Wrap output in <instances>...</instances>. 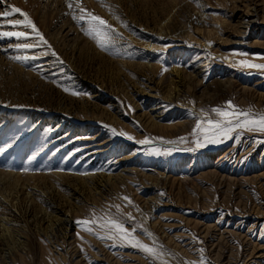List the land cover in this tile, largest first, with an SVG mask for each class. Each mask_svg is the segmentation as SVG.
<instances>
[{
	"label": "rangeland",
	"instance_id": "374dc122",
	"mask_svg": "<svg viewBox=\"0 0 264 264\" xmlns=\"http://www.w3.org/2000/svg\"><path fill=\"white\" fill-rule=\"evenodd\" d=\"M65 1L77 34L24 48L43 52L42 69L25 68L36 73L34 81L0 74V148L8 156L0 170L40 175L0 181V264H264V131L235 127L264 116V68L255 67L264 65V0ZM81 9L106 21V38L87 34ZM254 9L257 17L236 42L240 17ZM160 30L210 39L213 62H200L194 42L176 52L154 39L159 50L150 69L142 45ZM198 65L199 83L178 84L173 69L192 73ZM212 109L248 115L229 117L228 125ZM148 112L156 117L152 125ZM209 120L221 129L209 130ZM117 174L127 183L94 190L96 176ZM80 179L84 188L75 199ZM69 203L67 235L60 230L48 239L38 230L42 213ZM109 220L123 224L128 238ZM2 225L11 230L7 238L22 240L20 249L4 240ZM136 241L153 252L134 247Z\"/></svg>",
	"mask_w": 264,
	"mask_h": 264
},
{
	"label": "bare ground",
	"instance_id": "6f19581e",
	"mask_svg": "<svg viewBox=\"0 0 264 264\" xmlns=\"http://www.w3.org/2000/svg\"><path fill=\"white\" fill-rule=\"evenodd\" d=\"M65 0H0V12L3 11H11V6H17L21 9L22 12L27 13V17L28 19H30L32 21V23L35 25V30H33V28L31 26L29 27H24V26H16L13 27L10 24L7 23L8 20H15V19H20L23 20L24 16L20 15V13H15L14 15L10 16L7 18V20L5 18L0 17V32H6V31H16V32H24L26 35L31 36L33 38V40H31V43H25V44H34L36 45L38 48L40 47L38 45V43L40 42V37L42 36L43 39L47 38L50 41H54V42H59L61 43L63 41V37L70 31L73 30V34H77L76 33V29H73L74 27H72L71 23L68 21L69 17H68V12H67V7L64 6V2ZM68 2L70 0H67ZM74 1V0H73ZM94 1V0H93ZM71 2V1H70ZM74 2H80L81 4L85 5L88 2L91 3V0H75ZM87 2V3H85ZM73 3V2H72ZM66 4V1H65ZM76 4V3H75ZM70 5V3L67 4V6ZM79 5V4H78ZM91 5V4H90ZM75 6V5H74ZM89 5H86V7H88ZM84 7V8H86ZM76 8H78V6L76 5ZM76 8L73 7V9L76 10ZM81 8V7H80ZM82 10V9H81ZM87 10V9H86ZM86 10L83 11V13L85 12V14L83 15L84 18L88 19L87 21L90 22V18L88 17V13H86ZM77 12V11H76ZM75 13V12H74ZM91 13V12H90ZM253 16H250L249 14H246V11L242 14V16L240 17V22L243 25V28H240L237 32V38L235 40H237L236 42H242L243 39L245 38V34L246 32L249 30V25L254 21V19L257 17V11L254 9L253 10ZM72 14V13H71ZM82 14V13H79ZM197 22H202V16L204 15L203 10H197ZM74 15V14H73ZM77 16V15H75ZM74 16V17H75ZM82 15H80L81 17ZM68 17V18H67ZM73 17V16H72ZM79 18V17H78ZM78 20V19H77ZM80 20V19H79ZM86 21V22H87ZM71 24V25H70ZM76 24V22H75ZM74 24V25H75ZM73 25V26H74ZM216 26V25H215ZM217 28V27H216ZM36 31H38L40 33V35L38 36L36 34ZM146 32V31H145ZM160 33H157L154 38H150V42L145 43V45H142V49H145L144 52V56L146 59V66H148L150 69L152 68H156L155 65L150 63V58L154 57L156 52L159 50V48H156L158 46H155L156 41L154 39H158V40H165L169 42L170 47L172 46L174 49H170V50H174L176 52H179L178 50L183 48L186 44L190 45L191 43H196L193 47H194V51H196L201 58H203L202 61L200 62H206V63H211L212 58L211 56L213 54L216 53V50L214 48V46L212 45L213 42L208 39V38H202L200 40L196 39L194 41H189V40H193V39H183L179 36L176 35H170V32H166L165 30H160ZM25 35V36H26ZM148 37V36H147ZM23 37H15V36H0V74L2 75H7L9 77V79H13V78H17L19 79V77L24 78V79H30L31 81H34L33 79H31L33 76V74L35 75L36 73H33V71L31 70H25L26 67L29 68H40L42 69L45 66V60L42 57L43 56V52L42 50L37 52H26L24 50V48H18L16 47L17 45H22V43L20 42V40ZM44 39V40H45ZM42 42V41H41ZM185 42V45L183 44ZM41 44V43H39ZM159 44V43H158ZM240 44V43H239ZM242 44V43H241ZM43 45V44H42ZM184 45V46H183ZM72 48V46H71ZM191 48V47H190ZM23 49V51H21ZM164 49L167 48H163ZM44 50V48H43ZM73 50V48H72ZM162 50V49H161ZM7 51V52H5ZM46 52V51H45ZM155 52V53H154ZM172 52V51H171ZM219 54V53H218ZM224 54V53H223ZM197 55V54H196ZM216 55V54H215ZM218 56V55H217ZM222 56V55H221ZM25 57H27L28 59H24ZM195 57V56H194ZM224 57V55L222 56ZM221 57V58H222ZM192 58V57H191ZM226 58V57H225ZM143 61V60H142ZM231 61V60H230ZM229 61V62H230ZM196 62V61H195ZM221 62V61H220ZM233 62V61H232ZM156 63V62H155ZM199 63V61H198ZM206 63H204V65H206ZM231 63V62H230ZM192 64V63H191ZM201 64V63H200ZM209 65V64H208ZM212 65V64H211ZM201 65H198V68L190 73V72H184L180 69H173V75L175 78H177L178 80V84H185V83H199L198 80L196 81V79L198 78L197 76L202 73V70L200 69ZM232 67V66H231ZM175 68V67H174ZM39 69V70H40ZM36 70V71H39ZM207 74V72H206ZM201 76V75H200ZM205 76V75H204ZM36 77V76H35ZM197 77V78H196ZM202 78V77H199ZM203 79V78H202ZM201 80V79H200ZM39 81V80H38ZM185 86V85H183ZM153 88V87H152ZM157 91V90H155ZM150 93V92H149ZM179 89H177L174 93L169 94L170 96H167L168 99L170 101H172V99H174V95H178ZM152 94V93H151ZM157 99V98H156ZM159 99V98H158ZM163 99V98H160ZM163 101V100H162ZM168 101V100H166ZM159 102V101H158ZM165 103V102H164ZM163 103V104H164ZM159 104V103H158ZM168 104V103H167ZM173 104V103H172ZM177 104V103H176ZM165 105V104H164ZM171 105V104H170ZM178 105V104H177ZM183 105V104H182ZM154 106V105H153ZM152 106V107H153ZM163 106V105H162ZM181 106V105H180ZM179 106V107H180ZM160 108V107H159ZM150 109V108H149ZM153 109V108H152ZM157 109V108H156ZM161 109V108H160ZM156 112V111H155ZM3 114H6V111H2ZM163 113V112H162ZM165 113V112H164ZM183 114V113H182ZM195 114V113H194ZM191 115V114H190ZM189 115V116H190ZM145 121L147 125H152L156 119L155 116H153L151 114V112L145 113ZM184 116V115H182ZM110 120H112V122L116 123V124H120L123 125V123H121L122 121L118 118H115L113 116L109 117ZM159 118V117H158ZM182 118V117H181ZM184 119V118H183ZM109 120V122H110ZM182 122V120H181ZM187 122V121H186ZM111 123V122H110ZM112 124V123H111ZM110 124V125H111ZM137 125V124H136ZM138 128L140 127L139 125H137ZM113 127V126H112ZM129 127L133 130H135V128L131 125H129ZM135 130V133L138 131ZM117 132V131H116ZM118 133V132H117ZM120 133V132H119ZM122 133V132H121ZM112 134V133H111ZM116 134V133H115ZM106 139V138H105ZM113 142V141H112ZM118 142V141H117ZM99 143V142H98ZM102 144V143H101ZM108 144V143H107ZM110 145V144H109ZM96 147V146H95ZM99 150V149H97ZM104 150V149H103ZM135 150V149H134ZM94 151V150H93ZM92 151V152H93ZM90 152V151H89ZM88 153V152H87ZM97 153V151H96ZM107 153V152H106ZM93 155V154H92ZM123 156V155H122ZM121 156V157H122ZM7 155L4 154L3 150L0 148V162L5 163L6 159H7ZM131 171V170H130ZM100 172V171H99ZM97 173V172H96ZM106 173V172H104ZM103 173V174H104ZM119 173V172H118ZM125 173V172H124ZM135 173V172H134ZM84 174V173H83ZM88 174V173H87ZM85 174V176L87 175ZM94 174V173H92ZM91 174V175H92ZM99 175H102L99 173ZM129 175V173H128ZM40 175L38 173H18V172H13V171H2L0 170V181H4L5 178H9L10 181H14V182H18L20 181V178H34V177H39ZM51 176L54 178H57L58 180H63L67 175L62 174V173H51ZM81 176V175H80ZM84 176V175H83ZM134 176V175H133ZM162 176V175H161ZM51 177V178H52ZM88 178L90 176H87ZM76 178V177H75ZM79 178V177H78ZM91 179L94 177H90ZM98 178L96 186L93 187L94 190H96L97 192L102 189V186H104L105 184H112L114 182H119L122 184L127 183V177L125 175H121V174H117V175H106V176H101L99 178V176L95 177ZM138 178V177H137ZM151 178V177H150ZM153 178V177H152ZM156 178V177H155ZM158 178V177H157ZM77 179V178H76ZM90 179V180H91ZM144 179V178H143ZM149 179V178H147ZM81 181L78 180V191L75 189L74 191L71 192V194L75 195V199L78 198V196L81 194V190L84 188V181L80 179ZM93 180V179H92ZM91 180V181H92ZM138 180V179H137ZM90 181V182H91ZM131 181V180H130ZM155 181V180H154ZM89 182V181H88ZM92 183V182H91ZM149 183V182H148ZM154 183V182H153ZM94 184V183H93ZM149 185V184H148ZM157 185V184H156ZM15 189L17 188V184L14 185ZM101 186V187H100ZM146 187V186H145ZM148 187V186H147ZM94 191V192H96ZM152 191V190H151ZM156 192V191H155ZM152 195V194H151ZM154 195V194H153ZM157 195V194H155ZM154 195V196H155ZM0 198H4V197H0ZM6 199V198H5ZM17 200H19L18 197H16ZM148 198H145V200ZM154 199V197L152 198V200ZM149 200V199H148ZM6 202H8V199H6ZM144 202V201H142ZM153 202V201H151ZM153 204V203H152ZM71 206H73L72 204L69 203V205L67 207H57L55 210H53L52 212H43L42 213V217L40 219V222L38 224V230L41 231L43 233V235H45L46 237H48V239H50V237L56 236L57 231L61 232L60 230H62V234L63 235H67L66 232L70 227H71V221H72V212H71ZM151 206V205H150ZM2 233H3V237L4 240L5 239H12L14 243H17L18 248L20 249L22 246V240L20 238H18L17 234L11 235L10 238H7V236H9L11 234V230L8 227H5L4 225H2ZM61 234V235H62ZM58 236V234H57ZM65 237V236H64ZM63 250V249H62ZM10 249H8L7 252H9ZM23 251V250H22ZM63 252V251H62ZM57 253V252H56ZM64 253V252H63ZM62 253V254H63ZM8 254V253H7ZM12 255V254H11ZM58 256V255H57ZM96 256V255H95ZM11 257V256H10ZM8 258V257H7ZM62 259V258H61ZM67 259V258H66ZM12 260V259H10ZM9 261V260H8ZM10 262V261H9ZM12 262V261H11ZM60 262V261H59ZM4 264V263H3Z\"/></svg>",
	"mask_w": 264,
	"mask_h": 264
},
{
	"label": "snow or ice",
	"instance_id": "6c2138e0",
	"mask_svg": "<svg viewBox=\"0 0 264 264\" xmlns=\"http://www.w3.org/2000/svg\"><path fill=\"white\" fill-rule=\"evenodd\" d=\"M69 7H71V4L69 5ZM82 12L84 11L83 9L81 10ZM15 13H20V15L24 16L23 20L20 19H15V20H8L7 23L10 24L13 27L16 26H24V27H29L31 26L33 28V30H35V25L32 23V21L30 19H28L27 17V13H24L21 11L20 8L15 7V6H11V11H3L0 12V17L5 18L7 20L8 17L14 15ZM88 17L90 18V28L87 31V34L92 35L93 33H95L97 38H106L107 37V32H105V27L107 26L106 21H104L103 19H101L98 16L93 15L92 13H88L87 14ZM80 19H84V16H81ZM36 34L39 36L40 33L38 31H36ZM25 33L24 32H16V31H6V32H0V36H15V37H25ZM41 40H43V37H40ZM45 43H47L46 41H44ZM99 42L101 43V46H104V41L103 39H100ZM35 45L32 44H22V45H17L16 47L18 48H31L34 47ZM53 55H55V53H53ZM24 59H28L27 57H25ZM255 67H262L264 68V65H255ZM228 107L231 108V102H229ZM213 112H216L218 115L225 117L226 118V122L228 125H232V120L231 119H227L229 117H239V116H247L248 113L247 112H229V111H222L220 109H212ZM208 124L210 126L209 130H213V129H221V123L219 121H208ZM249 126H252L253 128H258L260 131H264V116H261L260 119H250V120H245L243 122H238L237 124H235V127L237 128H248ZM197 127L199 128L200 125H197ZM233 130V127H227L226 129H223V132L225 135H227L229 132H231ZM131 139V137H129ZM211 142H215V140L213 139ZM141 143H147V141H141ZM198 146H203L200 145L199 142ZM78 223H85L87 224L88 221H78ZM107 224L111 225L112 228H114L118 233L121 234V239H127L128 236L130 235L128 233V230L123 226V224L118 223L114 220H109L107 221ZM102 227L104 225H101ZM89 231H91V229H88ZM134 231V230H133ZM134 247L139 246L141 247L144 251L146 252H153L152 248H149L147 245H143L141 244L139 241H136L133 244Z\"/></svg>",
	"mask_w": 264,
	"mask_h": 264
}]
</instances>
